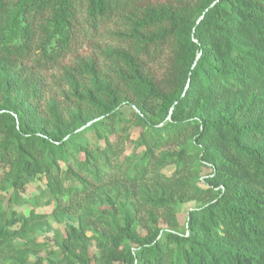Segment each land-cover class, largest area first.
<instances>
[{"label":"trees","instance_id":"trees-1","mask_svg":"<svg viewBox=\"0 0 264 264\" xmlns=\"http://www.w3.org/2000/svg\"><path fill=\"white\" fill-rule=\"evenodd\" d=\"M0 264H264V0H0Z\"/></svg>","mask_w":264,"mask_h":264},{"label":"rangeland","instance_id":"rangeland-1","mask_svg":"<svg viewBox=\"0 0 264 264\" xmlns=\"http://www.w3.org/2000/svg\"><path fill=\"white\" fill-rule=\"evenodd\" d=\"M121 23V20H117L115 17L109 21V25H107L106 29L102 30L101 32L105 33L107 30H115L117 29V23ZM96 39L97 42L99 44H102V45H106V44H111V45H118V43L120 42L117 38L111 36V35H105L104 37L102 38H94L93 41H88V42H85L79 49L78 51L75 53V54H82L84 56L86 55H92V56H95L97 57L99 60H102V55L99 53V50L96 49L94 46H93V42L95 43L96 42ZM34 190V187H30L28 189V191L26 192L27 194H30L32 191ZM47 209V208H45ZM47 237H51L52 235V232H49L48 234H46ZM43 238V237H42Z\"/></svg>","mask_w":264,"mask_h":264}]
</instances>
